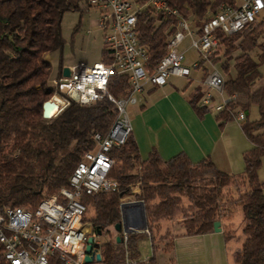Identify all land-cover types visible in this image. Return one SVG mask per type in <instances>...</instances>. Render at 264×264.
Masks as SVG:
<instances>
[{"label":"trees","instance_id":"obj_1","mask_svg":"<svg viewBox=\"0 0 264 264\" xmlns=\"http://www.w3.org/2000/svg\"><path fill=\"white\" fill-rule=\"evenodd\" d=\"M221 2L233 0H168L197 33ZM84 4L88 7L86 0H0V209L12 205L32 209L44 193L67 185L82 152L95 147L93 133L104 134L116 116L117 108L106 96L91 103L71 101L52 116L43 115V102L54 89L46 55L62 48L63 13L81 11ZM176 20L173 14L147 6L137 12V35L147 52L149 70L167 52ZM217 36L211 61L219 63L224 86L236 97L215 117L221 125L233 119L237 110L244 112L240 125L251 145L242 155L243 170H221L208 156L194 162L184 151L163 158L152 148L141 158L130 132L123 144L111 149L114 163L108 175L118 181L117 189L82 196L83 219L107 235L98 245L100 258L84 264H157L154 255L138 258L137 232L127 233L125 243L121 234L119 240L111 237L109 227L120 220V201L126 195L142 200L153 247L168 249L173 236L211 231L213 221L219 220L226 240H240L231 254L234 264H264V181L258 176L264 155V107L259 108L257 118L245 114L250 93L264 92V78L256 72L264 64V16ZM107 58V49L102 47L100 59ZM198 68L201 80L211 66L199 62ZM61 70L60 65L57 75ZM200 80L186 94L198 115L209 111L199 103ZM107 87L116 97L126 95L127 75L111 76ZM238 211L241 220L236 232ZM171 220L179 221L173 230L164 227ZM2 249L0 243V264H8ZM47 264L63 263L53 252Z\"/></svg>","mask_w":264,"mask_h":264},{"label":"built area","instance_id":"obj_2","mask_svg":"<svg viewBox=\"0 0 264 264\" xmlns=\"http://www.w3.org/2000/svg\"><path fill=\"white\" fill-rule=\"evenodd\" d=\"M86 3L97 11V25L108 45L105 47L108 58L92 63L80 61L69 68V75L55 76L50 81L54 89L49 100L57 104L58 112L71 101L91 103L106 96L114 102L117 113L104 134L93 133L95 147L82 152L68 176L67 185L57 192L44 193L32 209L22 205L0 209V243L8 264H47L53 252H57L63 264H84L89 235L93 236L98 251L100 242L95 239V227L90 220L83 219L86 205L82 196L118 187V181L108 173L114 163L111 149L123 144L131 132L125 104L136 102V94L146 83L163 85L172 75L190 77L191 68H198L199 62H204L210 64L211 69L200 80L199 103L209 111L224 109L236 94L224 92V76L211 61L218 44L217 33L231 34L242 29L264 9V0L221 2L197 33L191 28L190 21L170 6L168 0H86ZM146 6L173 14L177 19L176 30L167 42V52L152 70L148 68V55L139 42L136 29L137 12ZM183 30L191 38L190 46L199 55L191 68L183 63L185 50L177 49L185 37ZM121 73L127 75L128 91L126 95L116 97L107 86L111 76ZM243 117L244 112L240 109L232 115L238 121ZM135 200H121L128 202L123 209L130 219L136 215L132 205ZM127 233L130 232H121L124 243ZM125 256L128 259L126 253Z\"/></svg>","mask_w":264,"mask_h":264},{"label":"crops","instance_id":"obj_3","mask_svg":"<svg viewBox=\"0 0 264 264\" xmlns=\"http://www.w3.org/2000/svg\"><path fill=\"white\" fill-rule=\"evenodd\" d=\"M200 76L197 77L198 82ZM260 76L264 78V71L260 72ZM174 77L180 76H170L163 85L146 83L140 92V94L146 92L144 102L140 101L137 107L132 108L131 134L141 158H145L152 148H155L163 158L184 151L194 162L208 156L221 170L230 173L241 172L244 167L243 152L251 143L240 125V120L228 119L220 125L215 117V111H206L198 115L186 98L192 87L187 88L188 80H193L191 72L190 77H186L187 81L182 85L175 83ZM224 90L226 94L229 93L226 87ZM260 107H264V92L256 90L249 95L245 114L251 119L257 118ZM258 176L264 181V155L258 167ZM127 196L129 195L122 197L121 200L128 198L135 200ZM235 219H238L239 224L241 220L239 211ZM109 230L113 238L121 234L113 226H110ZM134 232L138 233V258L147 259L154 255L157 264H163L164 260L169 261V264H234L231 254L240 243L237 238L226 240L222 227L220 231L212 229L203 233L173 236L172 245L168 249H163L161 245L153 247L145 228ZM143 239L148 243L147 252L143 248L141 250L140 241ZM159 250L166 252L168 258L166 256L163 258L158 253Z\"/></svg>","mask_w":264,"mask_h":264},{"label":"rangeland","instance_id":"obj_4","mask_svg":"<svg viewBox=\"0 0 264 264\" xmlns=\"http://www.w3.org/2000/svg\"><path fill=\"white\" fill-rule=\"evenodd\" d=\"M264 16V9L261 10L258 18ZM185 33V37L181 40V42L177 45L178 50L184 51L183 63L192 66L194 60L199 58L198 53L195 48L190 46L191 38L187 34L186 30H183ZM61 34L63 38V44L61 50H54L49 52L46 55V58L51 63V77H54L58 73L59 66L62 67L68 66L69 68L73 67L80 61H84L87 63H92L100 59L101 48L107 47L108 45L105 43L103 39V33L97 25V11L95 8L83 5V9L79 10H67L63 13L61 18ZM214 68L219 70L223 75V71L219 66V63L214 64ZM211 69V68H210ZM264 71V64H261L256 72ZM200 70H196L195 68H191V76H193V80L190 81L188 87L193 86L198 83L197 77L200 76ZM51 78L49 81H51ZM175 83L184 84L187 79L186 77H174ZM137 102L135 104L126 103L125 110L132 121V113L133 107H137L141 102H144V97L146 96V92L136 94ZM49 100V99H48ZM253 109L250 108V115H252ZM127 197H131L130 195ZM238 219L234 220L236 226V232L239 231ZM179 225V221L171 220L166 221L164 223V227H169L170 230L177 228ZM95 239L100 243L107 239V235L101 233L98 234ZM148 243L146 239L140 241L141 250L142 248L148 251ZM160 255L164 258L167 257L166 252H162L159 250ZM168 258V257H167ZM163 264H169V261H165Z\"/></svg>","mask_w":264,"mask_h":264},{"label":"water","instance_id":"obj_5","mask_svg":"<svg viewBox=\"0 0 264 264\" xmlns=\"http://www.w3.org/2000/svg\"><path fill=\"white\" fill-rule=\"evenodd\" d=\"M70 69L68 66L62 67L61 74L64 76L69 75ZM43 115L45 117H50L53 114L57 112V104L53 102L52 100H45L43 102ZM54 109V110H53ZM53 110V111H52ZM128 202H120V213L121 218L119 221L115 222L113 224V228L118 232H134L136 230H141L146 228V217H145V211L142 200H135L132 205L134 206L135 210V218L130 219L127 213L124 211L123 206H125ZM220 221L214 220L213 221V230L214 231H220ZM96 234H101V230L96 227L95 228ZM116 240L120 239V235L117 234L115 237ZM85 256L84 261L85 262H91L94 258L99 259L100 258V252L97 251L96 247L93 244V236L89 235L87 237V243L85 246Z\"/></svg>","mask_w":264,"mask_h":264},{"label":"bare ground","instance_id":"obj_6","mask_svg":"<svg viewBox=\"0 0 264 264\" xmlns=\"http://www.w3.org/2000/svg\"><path fill=\"white\" fill-rule=\"evenodd\" d=\"M53 110H54V109H53ZM53 110H52V111H53Z\"/></svg>","mask_w":264,"mask_h":264}]
</instances>
